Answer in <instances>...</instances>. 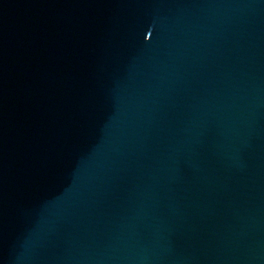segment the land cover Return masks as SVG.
I'll use <instances>...</instances> for the list:
<instances>
[{"label":"water","instance_id":"95a60500","mask_svg":"<svg viewBox=\"0 0 264 264\" xmlns=\"http://www.w3.org/2000/svg\"><path fill=\"white\" fill-rule=\"evenodd\" d=\"M0 264H264V0H0Z\"/></svg>","mask_w":264,"mask_h":264}]
</instances>
